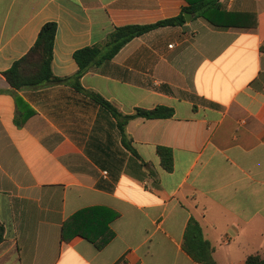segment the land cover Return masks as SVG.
I'll list each match as a JSON object with an SVG mask.
<instances>
[{"label": "crops", "instance_id": "1", "mask_svg": "<svg viewBox=\"0 0 264 264\" xmlns=\"http://www.w3.org/2000/svg\"><path fill=\"white\" fill-rule=\"evenodd\" d=\"M219 3L255 14L256 27L218 28L189 13L81 77L123 114L173 110L129 120V149L87 94L67 84L13 90L2 73L47 22L56 24L52 72L67 77L76 50L115 27L175 17L187 1L0 0V264H198L182 246L191 219L216 264L264 256V0ZM159 146L171 150L170 172ZM83 210L80 231L114 234L102 249L81 235L61 239Z\"/></svg>", "mask_w": 264, "mask_h": 264}, {"label": "trees", "instance_id": "2", "mask_svg": "<svg viewBox=\"0 0 264 264\" xmlns=\"http://www.w3.org/2000/svg\"><path fill=\"white\" fill-rule=\"evenodd\" d=\"M188 5L172 18L160 20L146 25H124L115 27L103 43L93 44L76 50L73 59L77 64V71L72 76L56 77L51 69L53 44L56 33V24L47 22L42 25L37 38L29 51L20 59L15 61L11 67L2 73L6 82L13 90L22 88H33L51 84H67L76 91L87 94L93 101L111 112L117 121L121 141L130 149L129 141L125 134L126 123L135 118H169L173 116V110L166 107H155L151 110L135 109L132 114H123L112 106L110 102L82 88L81 77L92 67H97L103 62L112 59L119 50L132 39L142 36L152 30L162 27L181 26L185 23V13L202 17L209 24L218 28H241L254 29L256 17L253 13L227 12L220 8L219 0H186ZM18 101V100H17ZM22 123L20 122V125ZM156 154L159 157L161 167L170 172L173 168L171 150L165 147H157ZM89 210H83L70 217L61 228V239L67 242L73 235H81L95 246L102 249L114 236L113 232L105 226L98 235L80 231L77 225L78 217L86 214ZM117 217L112 212L111 219ZM3 227L0 225V242L2 240ZM183 250L198 264H216L212 257L213 248L203 238L201 227L191 219L183 236ZM244 264H264V256L258 254L248 255Z\"/></svg>", "mask_w": 264, "mask_h": 264}, {"label": "water", "instance_id": "3", "mask_svg": "<svg viewBox=\"0 0 264 264\" xmlns=\"http://www.w3.org/2000/svg\"><path fill=\"white\" fill-rule=\"evenodd\" d=\"M184 16H185V20H186L187 22H189V21L191 20V18H192V15L189 14V13H185Z\"/></svg>", "mask_w": 264, "mask_h": 264}, {"label": "built area", "instance_id": "4", "mask_svg": "<svg viewBox=\"0 0 264 264\" xmlns=\"http://www.w3.org/2000/svg\"><path fill=\"white\" fill-rule=\"evenodd\" d=\"M105 173V172H104Z\"/></svg>", "mask_w": 264, "mask_h": 264}]
</instances>
